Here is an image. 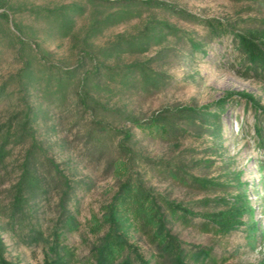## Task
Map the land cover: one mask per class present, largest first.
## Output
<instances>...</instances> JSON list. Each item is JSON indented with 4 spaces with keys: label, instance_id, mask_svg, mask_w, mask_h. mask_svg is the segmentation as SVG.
<instances>
[{
    "label": "rangeland",
    "instance_id": "1",
    "mask_svg": "<svg viewBox=\"0 0 264 264\" xmlns=\"http://www.w3.org/2000/svg\"><path fill=\"white\" fill-rule=\"evenodd\" d=\"M109 1L0 0L3 257L43 264L57 234L70 264H93L101 233L92 224L130 180L193 213L189 224L167 223L186 250L208 248L209 264H264V146L253 129L257 119L264 129V114L237 95L264 108V73L246 62L234 35L264 30V0H158L221 21L228 27L221 35L166 5ZM184 105L196 108L191 119L149 125ZM25 167L33 179L16 211ZM236 195L253 207L254 237L246 214V224L226 234L205 231L200 214ZM63 201L75 229L63 226ZM129 238L150 264H162L138 229Z\"/></svg>",
    "mask_w": 264,
    "mask_h": 264
},
{
    "label": "trees",
    "instance_id": "2",
    "mask_svg": "<svg viewBox=\"0 0 264 264\" xmlns=\"http://www.w3.org/2000/svg\"><path fill=\"white\" fill-rule=\"evenodd\" d=\"M110 2L109 0H103ZM119 2H137L145 4L166 5L158 0H118ZM172 12L181 17L202 23L211 29L215 35H221L228 31V27L221 21L210 18H200L182 8L174 5H166ZM0 16L6 17L5 13ZM238 50L244 55L250 67L264 73V30H247L234 34ZM195 48L200 44L193 42ZM238 96L250 101L255 108L264 114V108L255 104L254 99L244 92H238ZM197 113L192 106H180L173 109H165L151 117L149 125H154L162 129L172 127L174 119H191ZM134 124H138V119L127 117ZM254 134L259 146H264V129L260 125L259 119L253 125ZM130 134L123 132V140H128ZM125 149L127 146L123 145ZM2 147H0L1 155ZM122 168L124 165L122 163ZM32 178L31 173L24 168L21 180L16 184V191L13 198L14 208L17 211L25 198L24 189ZM200 184L208 183L205 179H195ZM66 195V194H65ZM231 205L218 211L205 212L200 214L205 220V231L211 225L213 232L226 234L230 230L240 225L246 224L243 220L247 215V228L249 236L254 237L256 224L253 220V207L244 195H236ZM63 226L67 229H75L76 221L69 210H66L65 201L61 204ZM102 214L95 219L92 224V231L100 234L96 242L90 249L93 264H150V260L144 256L139 246L130 241L129 231L132 227L145 236L149 244L154 248L155 257L162 260V264H191L188 259H192L195 264H209L210 250L198 247L196 250H186L182 247L178 237L172 233L167 223L169 219H181L185 224L191 222L189 214H193L189 209L174 201L164 199L145 189L141 184L125 180L120 183L117 190L112 195L110 201L102 207ZM2 241L0 238V264H10L1 253ZM50 255H46L43 264H70L72 252L61 244L58 235L54 236L49 247Z\"/></svg>",
    "mask_w": 264,
    "mask_h": 264
}]
</instances>
